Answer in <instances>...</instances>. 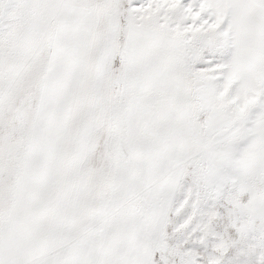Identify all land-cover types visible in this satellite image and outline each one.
Returning a JSON list of instances; mask_svg holds the SVG:
<instances>
[{"label": "snow or ice", "instance_id": "6c2138e0", "mask_svg": "<svg viewBox=\"0 0 264 264\" xmlns=\"http://www.w3.org/2000/svg\"><path fill=\"white\" fill-rule=\"evenodd\" d=\"M0 264H264V0H0Z\"/></svg>", "mask_w": 264, "mask_h": 264}]
</instances>
